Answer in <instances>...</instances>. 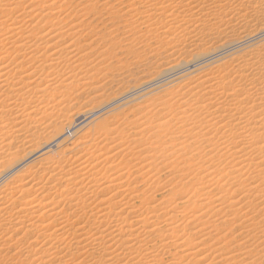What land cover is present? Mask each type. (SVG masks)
<instances>
[{
	"label": "bare ground",
	"instance_id": "1",
	"mask_svg": "<svg viewBox=\"0 0 264 264\" xmlns=\"http://www.w3.org/2000/svg\"><path fill=\"white\" fill-rule=\"evenodd\" d=\"M60 1L56 6L53 0H0V150L10 133L21 135L43 123L74 86L71 79L80 76L84 88L93 86L88 74L99 61L90 45L103 35L94 29L83 34L90 14L106 16L111 24L136 18L134 31L144 25L154 35L163 22L164 32L172 33L178 19L185 25L188 17L194 20L190 25L197 19L206 28L211 17L224 26L223 21H241L248 10H264V0H104L102 9L92 0H72L74 6ZM227 7L232 13H222L230 15L223 20L220 12ZM261 29L201 54L190 65L161 72L145 91H127L125 103L149 98L133 103L132 120L115 114L113 105L121 99L105 101L101 109L76 115L75 130L67 127L69 134L52 136L34 149L25 172L13 165L0 170V182L12 178L0 188V236L7 244H0V261L264 264ZM227 51L244 53L220 56L210 69L195 68ZM165 170L170 184L183 189L177 185L174 194L167 192L173 197L158 199L153 185L146 184Z\"/></svg>",
	"mask_w": 264,
	"mask_h": 264
},
{
	"label": "rangeland",
	"instance_id": "2",
	"mask_svg": "<svg viewBox=\"0 0 264 264\" xmlns=\"http://www.w3.org/2000/svg\"><path fill=\"white\" fill-rule=\"evenodd\" d=\"M59 1L53 0V2H51V3H54V4L56 3V6H59L58 5ZM64 1L65 0H61L59 4H64ZM92 1L94 2V3L93 2L92 3L95 4L96 8H101V9L104 8V6L103 7L101 6L104 3V0H92ZM96 1L98 3H96ZM105 1H107V0H105ZM77 2H78V0H77ZM51 3H47V4L49 5ZM74 3H75V1L69 0L68 3H65V6H66V4H68L67 6H74L73 5ZM114 4L115 3L113 2V5ZM229 8L230 7L226 8L227 11H225V9H224V11L222 10L220 12V16L223 17V14L231 12L230 10L232 8L230 10H228ZM244 15L245 16L248 15V16L247 17L244 16V18H242L241 21H239L237 23L236 22L229 23L230 26L228 24H226V21H223L225 23L224 26H222L223 24H221V23L219 26V24H217L219 20L213 22V21H211L213 19L212 17L208 18L209 21H207L206 23L207 24L209 23V24L207 25L205 23L206 28H205V26L200 27L201 22L198 21L197 19L195 20V22H193L194 24L191 22V25L192 26L194 25L192 28H189V27H191V25L189 23H190V21H194L193 19L191 20V18L188 17L186 20H184L185 23H186V21H188L186 23V25L184 23H181L183 19H178L176 23L174 22V26H172L170 24V27L172 26L171 27L172 31H173L172 33H170L171 31H169V32L166 31L167 33L164 32L166 28L165 29L161 28L162 24H165L163 22V23H160L161 26L156 25V27L158 26L157 29L160 28V31H158L160 34L157 32V34L150 35L149 33H147L148 28L145 27L144 25H142V26L139 25L140 28L138 27L139 29H136V31L133 30V27L137 26V24H138V23H135V22H137L136 18L133 21L131 19H130L131 21L130 20L128 21L129 18L126 17L125 19L128 21V23H126L125 22L126 20L123 18V19H119L118 21H114V23L111 24V20H107L106 16H105L106 18L103 16V18L101 17L99 19H95L96 17H94V14L93 13L90 14V16H88L89 18L85 19L84 26H86V27L84 29L83 34H85V32L87 33L90 30L94 29V33H96L97 35H103L102 37L99 36L100 37L99 41L96 44H95V42H93V44L90 45V47L91 46H92V48L94 47L92 49L93 53H95V54L97 53L96 55L93 56V58L95 56L98 57V54L100 55V53L102 55V56H100V58L99 57L94 58V60L96 59L99 62H97V66L94 69L95 71L94 72L92 71L90 76L93 74L95 76V78L94 77L92 78L93 75L90 77L88 74V77L90 79L92 78L91 80L89 79L88 82L92 81L94 83V84L92 83L93 86L91 88H84L82 83L85 82L86 80L85 81H82V79H81V81L78 80L80 78V76H77L76 77L77 79H71L75 84H74V86L72 85L73 87L71 86L69 93L63 98L66 100V102H64L65 100H63L62 102H59L58 104H60V105H56V108L53 109L54 110V111H52L53 115L51 114L45 121H43V123L41 122L39 126L36 125L37 128L30 127L28 129V131L25 132L24 134L22 133L21 135L16 136V135H13V133H10V135L7 138L8 140L6 139V141H9L7 146L5 148H3L2 150H0V170H1V172H3V170H5L7 168H11L9 166H12V165H13V168H11V169L16 168V169H19L21 171L23 170L22 172H25L24 170H27L29 168L30 162L29 163H27V162L32 158V155H33L32 152H34L33 151L34 149L36 150L37 148H40L38 146L42 147L44 145L43 143L45 142V140L48 142L49 141L48 139L51 140L56 135L57 136L55 138L60 137V135L63 136L64 134H69V133H67L69 129L75 130V127L73 125L74 124L73 118L76 117V115L83 113V112H89V110L93 111L94 109H96V107L101 109L103 107V106H101V104L104 103V105H105V101L112 103L115 101V99L117 100V98H119V100H120L122 97H125L124 95L128 94L127 91L128 92L129 91L135 92V91H139V90L141 91L143 89L145 91V87L147 85L151 84V81L153 82L154 79L159 78L161 75V72H164L165 70H167L169 68L178 67L176 65H179L182 63L183 64L180 66H183L184 63L185 64L188 63L187 65H190L193 62H195L197 60V57L201 56V54L210 53L208 51H211V53H212L214 49L217 50L219 47L224 46L226 44H229V42L234 43L242 35H250V34L252 35L253 31L255 33V31H257L260 28H262L261 30H263V28H264V10L263 9L252 10V11L248 10L244 13ZM229 16H228V18H229ZM226 18L227 17L225 16V18L223 20H225ZM188 19H190V20H188ZM87 20H89V22ZM180 20H181V22H180ZM106 22H107V24H106ZM121 22H123V24ZM102 23H104V24L102 25ZM130 23H131V25H129ZM133 23H135V25ZM215 23L217 24V26H215L216 25ZM88 24H89V26H88ZM195 25L196 26L198 25V26L196 27ZM213 25H214L215 29L214 28L212 29ZM94 26H95V28H94ZM87 27H88V31L86 29ZM108 27L110 30L108 29ZM156 27L154 29H156ZM170 27H168V28H170ZM216 27H217V30H216ZM96 28H98V29H96ZM197 28H198V30H197ZM199 28L201 29V31H199ZM203 28H205V29H203ZM225 28H227L228 30ZM105 29L107 30V32ZM131 29H132V31H131ZM231 29H233V30L231 31ZM112 30H115V31H112ZM138 30L140 31V33ZM181 31H182V33H181ZM191 31H196V32H194V34L192 32V36H189V35H191V33H190ZM112 32H114V33H112ZM183 32L186 35H184ZM161 33H163V34H161ZM188 33H189V35H188ZM172 34H174V35H172ZM182 34H183V36H182ZM108 35H110V36L108 37ZM101 38L103 39L102 41H100ZM180 39H182V40L180 41ZM82 40L83 39H81V41ZM81 41H79V43H81L80 45H82L84 42H86V40L84 42L83 41L81 42ZM117 47H118V49H117ZM251 49H253V48H251ZM90 50H88V51H90ZM234 50H230V52L232 53ZM230 52L227 51L226 53H222V54H219L216 56L214 55L215 57H213V59L215 61L213 59L209 58L205 61H201L200 63L197 62L195 68H201L203 66L202 68L210 69L214 65V64H212L213 62L215 63L216 61H218L221 58H222L221 60L229 59L228 56H229ZM231 53H230V57H234V56L238 57V55L240 56L244 52H239L240 54L237 53V54H233V55ZM103 54L106 55L108 58L105 56L103 57ZM220 56H222V57L220 58ZM103 58L106 59L105 60L106 62L104 61ZM200 58H202V57H200ZM200 58H198V59H200ZM216 58H218V59H216ZM107 59L108 60L110 59V60L108 61ZM98 63H102L103 65L98 64ZM198 63H199V65H198ZM197 66H200V67H197ZM101 67L104 69L101 70ZM103 70H105V71H103ZM96 71L98 72V74H96ZM101 71H102V73H101ZM99 72H100V74H99ZM157 76H159V77H157ZM81 86H83V87H81ZM73 88H74V91H73ZM132 88H133V90H132ZM141 94H143V92ZM69 96H70V98H69ZM142 98L139 99V101L133 102V103L135 104V103L142 102L143 100L147 99L148 96H147V98H145V97L143 99ZM55 100L58 101L59 98H57ZM97 100H99V101H97ZM127 100L129 101V99H127V98L126 99L124 98V100L121 99L120 100L121 103H120V101H118L119 103L118 102L115 103L116 105L114 104L113 107L114 108L118 107V110L115 114L125 113L126 114L125 116H128L127 120L130 121V120H132V114H130V112L133 110L134 104L133 103H125V101L128 102ZM148 100H149V98H148ZM56 102H54L53 104H55ZM107 102H106V104H107ZM99 109H97V110H99ZM94 111H96V110H94ZM126 111L128 114L126 113ZM123 115L124 114H122V116ZM117 119L119 120V118H117ZM122 120L123 119L121 118V121ZM72 122H73V124H72ZM60 131H62L63 134ZM59 132L61 134H59ZM23 135H25V136H23ZM10 136L11 137L13 136V138H11ZM10 138H11V140H10ZM29 153H32V154L30 155ZM27 154H29V155H27ZM23 158H24V160H23ZM16 162H18V163H16ZM17 166H19V167L17 168ZM1 172H0V175H1ZM165 172L168 173V171L165 170V171H161L158 175H156V176H158L159 180L158 179L156 181L150 180V182L146 184L147 186L150 185L151 188L153 185V187L156 190H159L160 186L162 188L163 187L165 188V184L168 185L167 183H169V185H168L169 188L168 187L165 189L160 188L161 190L156 191L157 193H155L154 188H152L153 189V191H152L153 195L157 196L158 199L159 198L168 199L170 197H173V196H168V193H170L174 188H177V185H178L179 189H183L182 186H179V184H176V187H175L174 182L171 185L170 184L171 182L169 180H172V179H170L171 177L167 176L166 175L167 173H165ZM15 176H16V174L13 175L12 177L14 178ZM7 178H6V181H4L5 180L4 179L0 182V188H2L3 185L7 181L12 180L11 177H9L8 179ZM167 178H169V179H167ZM166 180H168L169 182ZM3 181H4V183H3ZM162 181H164V182H162ZM151 182H154V183L151 184ZM156 182H158V184ZM133 184L135 186L140 185L139 183H133ZM154 184H156V186ZM157 186H158V188H157ZM23 187H25V185ZM23 187H21V188H23ZM143 188H144V186H143ZM145 188H147V187H145ZM175 190L178 191V189H175ZM173 191H172V193H170V195L174 194ZM190 192H191V188H189V190H188V193H190ZM100 197L98 196V198H100ZM0 239H2V241L0 240L2 242V243L0 242V244L1 245L4 244L3 242L5 241V237L0 236ZM2 247L3 248L7 247L6 242H5V246L2 245ZM3 263H5L4 260L0 261V264H3Z\"/></svg>",
	"mask_w": 264,
	"mask_h": 264
}]
</instances>
